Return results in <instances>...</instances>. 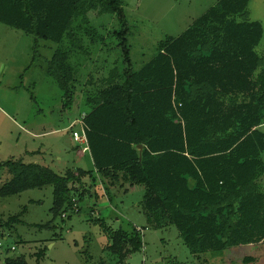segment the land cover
I'll list each match as a JSON object with an SVG mask.
<instances>
[{
	"label": "trees",
	"instance_id": "obj_1",
	"mask_svg": "<svg viewBox=\"0 0 264 264\" xmlns=\"http://www.w3.org/2000/svg\"><path fill=\"white\" fill-rule=\"evenodd\" d=\"M249 3L219 0L134 69L122 0H0V23L33 34L34 52L39 39L58 44L47 73L62 90L65 109L77 98L88 107L70 128L85 130L87 146L74 140L89 161L63 174L38 162L0 161L6 178L0 196L51 185L53 213L66 217L88 198L112 199L110 190L144 185L148 221L174 224L195 255L264 243V69L258 70L256 51L264 28L259 20L235 18ZM92 11L119 16L124 28L114 33L125 66L82 80L71 56L91 48L86 38L91 45L102 41ZM25 210L7 219L0 213V228L11 234ZM92 220L110 240L108 264L142 248L138 227ZM0 264L29 262L5 256Z\"/></svg>",
	"mask_w": 264,
	"mask_h": 264
},
{
	"label": "rangeland",
	"instance_id": "obj_2",
	"mask_svg": "<svg viewBox=\"0 0 264 264\" xmlns=\"http://www.w3.org/2000/svg\"><path fill=\"white\" fill-rule=\"evenodd\" d=\"M218 1L122 0L121 11L128 23L127 38L134 69H139L156 53L161 40L181 34ZM89 15L102 41L91 45L86 38L85 43L91 48L86 53L71 56V62L77 65V77L82 80L90 75L96 77L99 70L106 72L114 65L125 66L120 38L114 33L124 28L119 16L97 15L95 11ZM235 18L259 20L264 28V0H250L247 8ZM81 36L87 37L84 33ZM4 37H20V41L6 42ZM35 39L33 34L0 23V161L38 162L59 174L82 162L88 167V159L79 157L75 149L79 145L83 151V145L74 140L72 129L68 128L88 107L80 104V98L72 107H63L62 90L46 71L47 61L58 44L39 39L34 52ZM7 44L19 46L28 56L24 58L17 53L19 50L9 56L1 50ZM256 51L261 71L264 69V34ZM34 53L36 61L30 67ZM20 70L22 77H19ZM41 128H46L48 135L31 134ZM2 172L0 170V185L6 180L1 177ZM110 193L112 199L103 196L98 201L88 198L80 202V211L68 210L66 217L53 213L51 185L0 196V213L6 219L26 208L21 215L22 222L16 224L11 234L0 228V233H5L0 235V261L5 256L24 255L29 264H108L111 256L105 248L110 240L100 224L92 220L94 216H101L113 229L138 227L141 230L142 248L120 264H264V243L193 254L174 224L157 227L148 221L142 204L144 185H126Z\"/></svg>",
	"mask_w": 264,
	"mask_h": 264
},
{
	"label": "crops",
	"instance_id": "obj_3",
	"mask_svg": "<svg viewBox=\"0 0 264 264\" xmlns=\"http://www.w3.org/2000/svg\"><path fill=\"white\" fill-rule=\"evenodd\" d=\"M4 38H6V42H11V40H16L17 42L16 43H18L20 40H19V38L20 37H4ZM1 50L2 51H4V52H6V53H8L9 54V56H11V55H13V54H15V52L14 51H16V50H19L17 53H21L23 56H24V58L25 57H27L28 56V52L27 51H21L20 50V48H19V46H14V45H12V44H7V45H3V47H1ZM21 56V55H20ZM31 59H32V56H31ZM36 61V60H35ZM35 61H31V63L28 65V66H32L33 64H34V62ZM3 66H5V64L3 63ZM7 66V65H6ZM5 66V67H6ZM27 66V67H28ZM47 66H48V61H47ZM29 67V68H30ZM1 71V70H0ZM46 71H47V69H46ZM19 72V71H18ZM22 72V70H20V74H19V77H22L23 76V73H21ZM80 104H81V102H80ZM2 110V109H1ZM2 112H3V110H2ZM81 119H82V116H80L79 118H76L75 120H72V122L68 125L69 127V129H70V127L72 126V124H75V123H80L81 122ZM52 131H54V130H52ZM32 132V131H31ZM30 132V133H31ZM48 133H49V131H47L46 130V128L45 129H40V131L38 132V133H31L33 136H35V137H42V136H45V135H48ZM84 150L82 151L80 148H77L76 149V153H77V155L79 156V157H82L83 156V154H84Z\"/></svg>",
	"mask_w": 264,
	"mask_h": 264
},
{
	"label": "built area",
	"instance_id": "obj_4",
	"mask_svg": "<svg viewBox=\"0 0 264 264\" xmlns=\"http://www.w3.org/2000/svg\"><path fill=\"white\" fill-rule=\"evenodd\" d=\"M73 137L79 143H81L83 145H86V143H87V136H86L85 130L83 128L81 130H75L73 132ZM83 149L86 150V147H84ZM1 244H2V242L0 241V245Z\"/></svg>",
	"mask_w": 264,
	"mask_h": 264
},
{
	"label": "water",
	"instance_id": "obj_5",
	"mask_svg": "<svg viewBox=\"0 0 264 264\" xmlns=\"http://www.w3.org/2000/svg\"><path fill=\"white\" fill-rule=\"evenodd\" d=\"M139 147H141V145Z\"/></svg>",
	"mask_w": 264,
	"mask_h": 264
}]
</instances>
